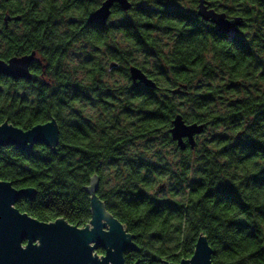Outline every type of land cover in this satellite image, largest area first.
Segmentation results:
<instances>
[{
  "label": "trees",
  "instance_id": "trees-1",
  "mask_svg": "<svg viewBox=\"0 0 264 264\" xmlns=\"http://www.w3.org/2000/svg\"><path fill=\"white\" fill-rule=\"evenodd\" d=\"M102 1L71 0L70 17ZM199 1L130 0L112 24L65 34L74 48L58 98L0 99V124L60 128L56 148H0V180L37 190L16 208L83 228L97 177L138 246L126 264L180 263L201 235L213 264H264V0H206L242 19L232 36L198 16ZM131 66L156 88L136 86ZM179 114L205 125L185 150L170 133Z\"/></svg>",
  "mask_w": 264,
  "mask_h": 264
},
{
  "label": "water",
  "instance_id": "water-1",
  "mask_svg": "<svg viewBox=\"0 0 264 264\" xmlns=\"http://www.w3.org/2000/svg\"><path fill=\"white\" fill-rule=\"evenodd\" d=\"M115 4L120 5L125 12L132 9L130 0H105L90 15L88 23L106 26ZM209 5L206 0L199 1V17L214 24L221 34L232 36L239 31L243 22L240 17L230 19L227 14L217 12ZM25 64V60H14L9 65L0 62V73L25 76ZM110 67L117 65L112 63ZM130 77L136 86L143 84L148 88H156L155 81L137 66L130 67ZM180 92V88L173 91L174 94ZM204 130L205 125L187 124L179 114L173 120L170 133L179 147L185 150V139L194 147L195 137ZM59 138L60 128L55 120L26 131L9 122L0 124V148L14 147L21 151H31L35 145L56 148ZM97 188L98 178L94 177L87 188L91 195V220L80 228L65 219L45 223L21 212L16 204L22 199L34 200L37 190L16 189L10 182L0 180V264H126V253L139 250L135 238L106 210L105 204L96 194ZM99 250L103 254H99ZM213 253L208 238L201 235L190 259L180 263L163 261L162 264H213Z\"/></svg>",
  "mask_w": 264,
  "mask_h": 264
},
{
  "label": "flooded vegetation",
  "instance_id": "flooded-vegetation-1",
  "mask_svg": "<svg viewBox=\"0 0 264 264\" xmlns=\"http://www.w3.org/2000/svg\"><path fill=\"white\" fill-rule=\"evenodd\" d=\"M70 1L0 0V62L28 61L25 76L0 73V99H55L65 92L63 71L69 67L61 56L68 57L74 48L65 34L96 28L98 25L89 24L88 19L105 0L85 21L70 17ZM117 9L123 11L115 4L106 26L114 21Z\"/></svg>",
  "mask_w": 264,
  "mask_h": 264
}]
</instances>
